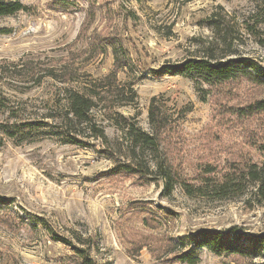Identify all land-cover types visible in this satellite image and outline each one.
<instances>
[{
  "label": "rangeland",
  "instance_id": "1",
  "mask_svg": "<svg viewBox=\"0 0 264 264\" xmlns=\"http://www.w3.org/2000/svg\"><path fill=\"white\" fill-rule=\"evenodd\" d=\"M20 1L27 11L0 19V125L46 127L16 138L0 131V264H183L173 244L191 247L202 229L264 235V200L252 187L225 200L191 197L148 171L164 159L201 186L205 176L264 164V113L247 115L264 85L156 74L212 52L264 68L259 0ZM68 92L93 100L89 126L67 120ZM153 107L162 128L151 124ZM128 124L158 137L160 152L134 150ZM52 132L65 136L44 134ZM200 257L264 264V255Z\"/></svg>",
  "mask_w": 264,
  "mask_h": 264
},
{
  "label": "trees",
  "instance_id": "2",
  "mask_svg": "<svg viewBox=\"0 0 264 264\" xmlns=\"http://www.w3.org/2000/svg\"><path fill=\"white\" fill-rule=\"evenodd\" d=\"M88 2L90 0H74ZM264 6V0H259ZM28 7L25 6L20 0H0V19L4 17H13L20 12H25ZM115 66L116 70H124L128 67L127 57L125 51L115 47ZM156 74L160 76H185L191 78L196 82H202L210 87L225 85L228 82L239 80L242 78L248 79L255 84L264 85V68L259 63L250 58H219L215 53L208 54L207 56L197 59L185 60L180 65H168L164 66ZM112 92L119 93L118 89H112ZM69 93V92H68ZM66 108L67 118L70 123L75 126L90 125V115L94 108L93 100L89 96L79 93H69L67 95ZM0 108H4L3 102L0 100ZM258 113H264V100L257 101L253 106H250L247 111V115H254ZM150 121L153 127L162 128L164 120L160 113L154 109L150 111ZM31 135L37 130H41L46 127L45 124H22V125H0V131L10 138H16L18 134L23 131ZM41 128V129H40ZM129 136L134 143V150L139 149L142 152L155 154L160 152L158 137L149 135L142 130L137 129L134 125L128 124L126 126ZM29 129V130H27ZM76 127L70 128L66 136H70L72 131H75ZM96 131V130H95ZM99 137H104V133L96 131ZM46 135H60L64 134L52 132L44 133ZM73 143L78 144L75 138ZM4 140L0 139V148L3 147ZM154 171H150L151 175H157L163 179L166 183V189L171 193L174 188L179 185L184 193H187L191 197L197 196H209L214 199H230L245 194V190L248 187H252L255 194L260 199L264 200V164L262 166L248 164L243 168H236L230 173L215 176L214 178H204L201 186H195L184 180L177 175L172 166L167 164L164 159L154 160ZM142 171V164H138ZM131 170V166H126L125 170ZM133 172V171H131ZM208 172V171H207ZM206 172V173H207ZM3 201V200H2ZM57 241L63 242L69 245L70 242L55 236ZM174 251H178L179 256L177 259L183 264H198L200 262V255L203 249L215 254V255H236L243 258H259L264 255V235L254 237L241 236L237 228H231L229 231L221 230H208L202 229L191 241V247L186 246L185 243H174ZM82 255V261L88 263V256L83 251H76Z\"/></svg>",
  "mask_w": 264,
  "mask_h": 264
}]
</instances>
